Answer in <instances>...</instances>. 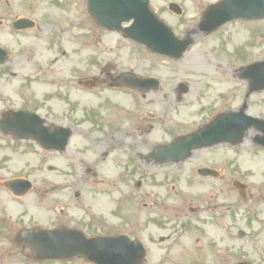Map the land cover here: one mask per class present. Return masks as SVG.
Here are the masks:
<instances>
[{"label":"rangeland","instance_id":"374dc122","mask_svg":"<svg viewBox=\"0 0 264 264\" xmlns=\"http://www.w3.org/2000/svg\"><path fill=\"white\" fill-rule=\"evenodd\" d=\"M170 1H176L182 6L184 12L181 16H177L168 10L167 4ZM212 1L214 0H150L151 8L162 20L171 26L176 35L182 36L187 31L184 37L192 39L190 47L180 59H170L146 51L133 42L122 38L117 32L104 31L86 14H83L82 10L85 8L82 6L81 0H27L31 12H35L34 17L39 23V26L41 28H51L53 40L56 39V26H58V53L54 47L50 52V56H47L48 52L46 51V69L48 70V79L46 80L47 91L54 89L49 82L50 73H54L56 71L55 69L58 68L59 79L70 78V75L72 76L73 74L76 77H80L82 76L81 73H87V60L88 57L93 55L96 59L94 63L96 67L110 62L113 65L112 69H116L118 72L134 71L138 75L154 76L160 80L161 90L157 93L144 94L138 98L141 101L139 107L144 112L156 114L153 120V123H157L156 131L151 138L158 143L168 142L172 137H177L181 133L198 126L219 112L237 111L243 105H245L244 112L247 115L264 120V90L250 93L247 82L239 78L241 69L245 64L264 59V17L259 19V21L235 20L225 24L211 34H201L197 32L194 26L198 23L207 5ZM49 10H51L54 17H49ZM54 10L57 12L56 15ZM56 17H58V24L55 22ZM36 32L40 36L39 39H35L33 37L35 33L31 32L29 39L21 35L16 36L15 40L21 47L30 44L33 46H43L40 40L45 39L47 41L50 34H45L40 29ZM45 46L48 47L47 44ZM39 50L32 47V49H29V56L23 50L15 55L16 62L13 65L14 74H17L19 77L14 75L13 85L17 86L20 81H23L22 77L30 73L27 67V60L31 62ZM55 57H58V62L50 63L49 59ZM59 73L64 76H59ZM178 82H184L188 85L187 95L177 104L171 100L172 108L170 109L175 110L167 113L165 107L169 106V101L165 93H168V96L170 94L165 87L172 88ZM126 93L130 94L125 91L116 94L109 93L108 95H110L112 100L119 101L121 106L125 107L126 111L129 112L135 110L136 107ZM54 94H48L46 103L49 107H56L57 105V99L52 97ZM106 95L103 92L99 94V97L94 96L90 101L85 100L84 103L90 104L94 102L95 106H97ZM150 98L153 99L152 103H149ZM81 104L83 105V103ZM99 114L100 116L96 120L104 123L119 121L121 125L125 124L118 116H102L100 112ZM148 120L152 121V119ZM124 128L128 129V127ZM92 133L97 132L87 125L74 127V134L70 141V147L65 152L66 154H58L57 159L47 161L48 167L44 170L45 181L51 183L58 182V186L62 182H68L77 184L79 188L82 186L84 188L86 187L85 202L81 201V205L89 202L90 209H93L90 217L95 218V220L104 221L105 227L115 230V227L117 228L120 225L121 218L110 215L112 211L110 208L113 207V202L110 204L104 195L103 189L108 184L114 182L126 181L128 183H134L139 180V173L134 174L129 171H124L119 174L116 173L115 169L110 171L108 169L110 164L108 161L102 163L100 165L102 169L95 173H84L80 168H78L79 171H73V167L71 168L67 164L68 161L70 162L68 159L70 157L75 158L76 156L79 159L86 158V155L90 152V146L87 145V142L82 141L81 135ZM255 138L263 139L264 130L260 131L250 128L246 132L242 142L238 145L231 148L230 146L220 144V146H215L201 153L204 155L216 150V152L222 154L223 163L226 161L229 163L227 168L224 169L226 172L224 173V182L230 181L231 183L234 178L241 179L247 183L250 191L252 189V192L257 197V194L261 193L264 188V148L255 143ZM78 139L81 141L78 142ZM78 143L82 148L80 150L81 153L76 151ZM204 161L211 164L206 159ZM24 163L25 157L20 163L15 161L12 165L16 169L22 167ZM195 165L192 163L190 166L193 173L195 172ZM169 167L170 169L173 168V166ZM182 168L184 169L182 172H174L175 177L170 179L168 183V187L173 188V195L175 194L176 211L173 218L175 226L186 217L184 215V208L181 205H179L180 207L178 206L180 199L176 197V194L179 193L181 195L184 203L192 199L193 204H200L199 201L204 197V194L203 196L201 195L205 191V188L199 184L193 189L186 187L190 184L188 182L189 172L185 170L184 165ZM15 169L10 168L8 169L10 172L0 175L8 178L19 174L20 172ZM156 169L157 172L152 173V175H157V179L161 182V176L159 174L164 168L156 167ZM149 173H151V170H149ZM178 176H182V179L179 181L176 180ZM146 181H153V178L150 177ZM191 181L199 183L200 179L192 174ZM99 183H105V185L103 186ZM99 187L103 189L98 190L97 188ZM222 191L224 198L229 197L226 195L224 189ZM61 195L58 191V202L61 200ZM237 201H239L238 197ZM239 205L241 206L242 203H239ZM254 208L253 206L251 209L254 210ZM247 209L242 210L241 207L239 208L240 211H238L236 227L247 228L242 222V217L246 218L247 222L251 220L252 214L247 213ZM75 214L80 215L81 212H76L75 210ZM259 217H261V213ZM187 218L189 219L190 217ZM105 227L102 232L106 230ZM200 228L204 229L206 225L202 224ZM85 231L90 232L91 230L85 229ZM210 231L211 238L214 239L216 231L214 229ZM228 232L231 235L228 238H234L232 244L229 246V239H227V235L223 231L220 241L221 245L218 242L217 244L223 248H237L239 258L246 255L248 258H252L253 252L251 247L254 244L260 245L262 248L264 246L263 237L238 238L235 228ZM184 233L183 231L174 235L175 245L179 243L181 238H186L187 235H184ZM200 239L201 235L198 232L193 237L192 242L200 241ZM213 244L216 243H209V245ZM253 257L258 260L259 256L253 253ZM12 258L15 262L22 259V257H17V255ZM41 264L60 263L47 261ZM76 264L82 263L81 261H76Z\"/></svg>","mask_w":264,"mask_h":264},{"label":"flooded vegetation","instance_id":"af4514ba","mask_svg":"<svg viewBox=\"0 0 264 264\" xmlns=\"http://www.w3.org/2000/svg\"><path fill=\"white\" fill-rule=\"evenodd\" d=\"M16 19L13 2L11 0H0V44H7L15 32L28 31H16L14 29ZM39 56L38 54L37 58ZM15 60L16 58L11 54H7L6 62L0 64V119L5 112L10 113V121L12 122L16 121L13 114L24 111L35 114L38 117L33 119L30 117L25 120L23 116L16 125L9 122L8 133H3L0 130V142L6 139V146H0V150L6 147L11 153L20 152L28 155L46 153L42 144L33 138L34 134L29 138H19V135L31 126L38 127L41 130V120L44 125L48 124V120L51 121V125H56L57 123L78 125L82 123L78 118L79 110L68 103L66 98H62V106L56 109L49 108L44 95L38 90L31 92L32 89H36V86L41 88V74L46 72L40 64L35 62L31 71L36 76L27 82L24 92L15 96L8 87L10 66L14 64ZM102 77H104L102 81L105 82L108 80L109 75L108 73L102 74ZM92 81L96 86L97 84H103L101 79L95 75ZM87 111L90 114V108ZM81 112V115H84V109ZM31 120L34 121V124H29ZM85 121H89V119ZM117 125L114 124V126ZM149 128L145 127V129ZM81 138L90 146L89 153L102 158H109V163L118 167L122 172L128 170L130 173L133 171L140 173L138 174V181L134 183L126 181L114 182L108 184L105 192L109 202H113L112 212L121 216V223L118 226L119 231L130 238H137L143 243L144 256L138 258L141 259V264L239 263L238 252L232 247H227L223 250L217 244L190 247L174 245L175 237L173 235L172 218L169 216L170 209L173 206V188L168 187L171 171L162 174L160 183L146 181V179L150 178L151 167L155 163L151 158L143 157L139 152L138 148L141 145V140L138 134L124 133L122 128H116L114 133L84 134L81 135ZM79 152L81 153V151ZM190 157L193 156L191 155ZM116 160H120L121 163L116 165ZM92 163L93 166H100L103 162L95 161ZM42 165L44 168L45 160L42 161ZM26 167V176L32 181L29 188H26L27 193L24 196L15 195L12 190L5 186L6 181L4 182L3 176H0V264H11L9 259L14 253H24V246L16 243V237L23 229L37 226L58 227V217L66 218V207L61 206V209L58 210V189L60 188L58 187V182L50 183L51 187H47V182L44 180H35L37 171L42 172L43 170L40 165L35 170H28L30 165H26ZM79 167L92 171L91 167L85 165L83 159ZM2 169L3 167L0 166V171ZM149 170H151V173H149ZM221 177L222 175L217 179L220 181L215 182L219 186L222 184ZM219 186L213 185L212 188L214 190L211 191V196L201 198L199 201L200 207L189 205L191 217H199L204 211L210 213L209 218L213 221L211 226H214L216 230V236L212 240L214 243L221 236L222 219L228 217L229 223L233 225L234 218L232 213L237 211V205L233 200L223 199ZM68 189L70 187L67 186L61 188V190ZM68 193H64V196H67L65 197V204L69 203V205L75 206L74 202H69L70 194ZM81 195L82 193L80 192L73 193V197L76 200ZM251 198H254L253 195H251ZM250 201L253 202L251 199ZM261 201L264 202L263 199ZM205 206L209 208L205 209ZM89 211L90 209L87 208L79 217L66 219L69 220L71 225L93 228L95 224L90 221ZM46 219H48L47 222L43 223V220ZM96 224L99 227L103 226L100 223ZM255 228L258 230L257 235L264 234V217L262 222L259 221ZM24 261L20 262V264H30V258H26ZM262 264H264V261Z\"/></svg>","mask_w":264,"mask_h":264},{"label":"water","instance_id":"95a60500","mask_svg":"<svg viewBox=\"0 0 264 264\" xmlns=\"http://www.w3.org/2000/svg\"><path fill=\"white\" fill-rule=\"evenodd\" d=\"M91 0L93 12L104 19L105 24L118 27L121 21L133 19L127 29L130 35L147 43L157 50H168L172 42L167 29L161 25L148 11L146 0ZM234 4L232 17H258L264 13V0H232ZM217 7H213L204 28H212L222 21L217 18ZM168 46V47H165ZM248 77L253 79V88H264V62L251 67ZM127 76H124L126 78ZM256 123L242 112L219 116L211 124L199 132L179 140L177 143L163 147L159 152L162 160H180L185 157V151L203 146L228 141L236 144L241 141L245 130ZM68 131H63V134ZM66 137H64L63 140ZM264 144V142H262ZM23 240L38 259H69L73 256H83L96 264H122L119 247L135 245L122 236L86 238L81 232L70 229L31 230L23 235Z\"/></svg>","mask_w":264,"mask_h":264}]
</instances>
